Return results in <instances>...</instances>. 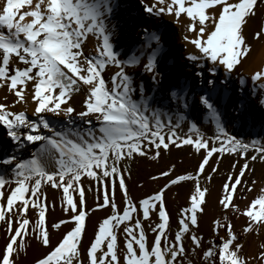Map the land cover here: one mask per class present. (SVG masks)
<instances>
[{
    "label": "snow or ice",
    "instance_id": "snow-or-ice-1",
    "mask_svg": "<svg viewBox=\"0 0 264 264\" xmlns=\"http://www.w3.org/2000/svg\"><path fill=\"white\" fill-rule=\"evenodd\" d=\"M141 3L150 16H167L183 30L185 43L195 50L188 60L211 63L212 78L204 80L206 87L198 99L187 81L173 84L163 96L159 85L164 78L160 71L164 49L159 33L145 30L139 54L121 59L114 44L118 0H0V90L7 93L0 102V126L16 152L34 148L28 158L16 152L0 158V165L7 166L0 172V232L4 234L0 264H22L33 243L46 249L33 264H264V239L256 254L245 253L247 237L259 239L264 234V186L251 200L245 195L261 183L252 178V164L264 163V140L239 139L227 126L243 119L250 104L243 95L242 77L235 93V116L225 119L234 94L228 79L252 58L254 44L248 29L264 10V0ZM92 38L96 44L89 53L86 46ZM251 38L264 41V19L258 20ZM142 60L146 62L140 76L148 75L152 88L128 71L141 67ZM199 67L196 75L203 78L204 65ZM109 68L116 71L106 79ZM221 68L225 79L218 81ZM250 79L252 91L258 88L264 93V64ZM77 94L83 95L79 111L73 104ZM8 95L14 98L11 102ZM165 99L167 112L153 106ZM173 101H179V112L203 111L215 134L206 135L196 121L182 133L186 116L174 113ZM29 103L34 105L35 119L27 107L12 110ZM258 103L264 108V95ZM184 146L197 154L203 151L195 173L176 174L172 164L150 177L154 182L166 179L158 191L134 199L127 183L132 179L131 162L137 157L157 161L162 152ZM225 154L238 156L243 163L237 160L232 165L222 185L217 203L223 215L213 220V238L206 245L198 230L210 189L202 179L212 181ZM214 156L216 167L205 174ZM182 182H191L193 189L173 232L165 194ZM49 187L62 192L61 207L67 214L51 225L47 213L55 205L47 201ZM93 191L96 206L88 209L87 196ZM238 199L247 201L243 208ZM105 209L110 214L85 245L90 212ZM228 213L246 218L240 232ZM69 223L73 226L53 243L52 232Z\"/></svg>",
    "mask_w": 264,
    "mask_h": 264
},
{
    "label": "rangeland",
    "instance_id": "rangeland-1",
    "mask_svg": "<svg viewBox=\"0 0 264 264\" xmlns=\"http://www.w3.org/2000/svg\"><path fill=\"white\" fill-rule=\"evenodd\" d=\"M145 2H151V0H145ZM119 8L116 12V20L119 22V31L118 34L114 37V44L115 50L121 52V59H126L128 56L132 55L133 52H137V49L141 46L144 42L147 33L155 32L158 27L157 22L155 23L152 21L150 24L146 23H134V20L130 19V15L132 16H139L136 12L138 8L141 6L143 8V4L141 0H118ZM155 18V16H151ZM164 16L161 17L163 19H168L172 22L173 27L175 28L176 25L173 23L171 18ZM264 19V10L260 16H258V20ZM258 20L253 21L251 26L248 29V36L249 41L254 44V52L252 54V58L247 60L243 67L239 69V72H234L231 77L232 85L230 90L234 93L231 97V101L226 106V116L225 119L232 120L235 116V112L233 111L235 100L237 99L236 90L238 88V81L242 77L246 84L244 86L243 95L248 98L250 104L247 107V110L244 114L243 119H238L234 123H228V131L236 135L239 139L250 141L253 138L262 139L264 140V129H262V125H264V111L254 103L255 100H259L261 95L260 90L257 88L255 91H252L253 84L250 79L251 74L262 64H264V41H252L251 33L255 28ZM147 24V25H146ZM157 24V25H156ZM147 30V33L145 32ZM181 31H183L181 29ZM183 33V32H182ZM161 35V44L164 49L162 60L160 63V71L163 73V81L159 85V88L163 91V96H167V89H169L173 84L176 83H183L187 81L186 78L183 76L185 74L182 72V68H180V62H178L179 52L174 51L171 53V57L168 58V53L171 51L172 41L169 33H160ZM184 35V33H183ZM96 44L95 38L90 39L86 46V51L92 53L94 51V46ZM189 48L190 54H192L195 50L191 45H187ZM137 54H139L137 52ZM145 60L141 61V67L136 69H128L130 72H134L136 74V80L139 82L141 79L144 80L147 87L152 88V84L150 81V77L148 75H144L143 77L140 76V73L143 70V63ZM206 64L209 62L205 61ZM253 66V67H252ZM116 71L115 68H109V70L105 73V78H110L111 74ZM179 72V73H178ZM206 72V70H205ZM183 73V74H182ZM187 87L192 90L191 83L187 81ZM7 95L6 92L0 90V102H4V96ZM200 95V92H199ZM157 97H161V93H157ZM14 98L11 95H8V102H11ZM82 100L83 95L77 94L73 100L74 106L77 110H82ZM179 101L172 102V108L174 113L182 114L186 116V120L183 124L181 129L182 133H187L188 125L192 121H198L197 123L201 127L202 131L208 135L212 136L215 134V127L210 121L205 120V113L201 111L199 114L192 113L188 110L183 112H179L177 110V105ZM168 101L162 100L161 103L153 105L154 107L161 108L162 111L167 112L168 109ZM30 106L32 108H30ZM27 107L28 114L32 119H35L31 116L32 109L34 105L29 103L27 106L25 105H17L13 111H20L24 110ZM31 111V112H30ZM201 115V116H199ZM202 117L206 122L201 123L199 118ZM201 119V118H200ZM1 139V137H0ZM33 146H29L22 152H16L14 146L11 148L8 147L6 149V154H11L16 152L17 156L20 158H28L31 151H33ZM5 154V155H6ZM218 155V154H216ZM203 151L197 154L191 146H184L180 149H176L175 147L171 148L170 152H162L161 157L157 161H152L146 158L137 157L136 160L131 162V175L132 179L129 180L128 187L130 190V194L134 197V199L139 200L144 198L145 196L152 194L159 190L166 183V179L162 178L159 181H152L150 177L152 175H157L162 170H166L172 164L176 165V174H186L188 172L195 173L196 169L198 168L199 163L202 160ZM2 154H0V158H2ZM240 160V163H243V160L238 156H229L225 154L219 163V171L213 175V179L210 183L203 181L209 189L210 194L207 197V204L205 206V213L200 218V226H199V234L203 235L205 238V244L207 245L208 240L213 238L212 235V227H213V220L216 218H220L223 213L221 207L218 205L217 201L221 196L222 192V185L225 182L227 175L232 171V165L237 161ZM252 166L255 168V173L252 178L257 179L261 183L257 185L254 189L253 193H245L248 200H251L250 197H254L261 186H264V163L259 161L253 162ZM7 166L0 165V168L5 169ZM216 167V156H214L209 161V165L205 167V174H209L212 172V168ZM239 167V165H237ZM2 170V169H1ZM88 182L85 181V184ZM142 185V187H141ZM193 189V184L191 182H182L179 185L171 187L165 194L166 197V204L167 209L171 215V229L175 232L178 228L177 220H178V213L181 208L187 206L190 193ZM47 192V201L49 205L54 204L55 207L50 208L49 212L47 213V223L51 225L53 222H58L61 219L67 218V214L63 211L61 207V199H62V192L52 189L46 188ZM75 195V194H74ZM117 202L122 206V197L119 193H117ZM241 208L245 206L247 201L245 200H237ZM96 206L95 200V191L91 192L87 196V208L93 209ZM110 214V211L105 210H97L94 212H90L87 220H86V234L84 238L85 245L94 238V234L97 230V226L99 222L102 221L107 215ZM231 213H228V215ZM34 217V213L32 214ZM233 216V215H232ZM155 219V217H153ZM243 226H245V220L243 217ZM73 225L69 223L66 226H62L61 231H53L52 232V241L56 243L62 236L63 232L69 230ZM242 226V227H243ZM147 227V222H146ZM242 227L236 229L237 232L242 230ZM3 232H1V242L4 244L3 239ZM149 238L151 239V233L149 232ZM262 239H264V234H262L261 238H256L254 236L247 237L245 243V253L249 255L256 254L257 246L261 243ZM122 243V241H121ZM2 247V246H1ZM253 251H250V250ZM46 249H43L33 243L32 247L28 251L27 257H22V264H31L34 259L40 256ZM251 252V253H250ZM199 260V258H197Z\"/></svg>",
    "mask_w": 264,
    "mask_h": 264
},
{
    "label": "bare ground",
    "instance_id": "bare-ground-1",
    "mask_svg": "<svg viewBox=\"0 0 264 264\" xmlns=\"http://www.w3.org/2000/svg\"><path fill=\"white\" fill-rule=\"evenodd\" d=\"M136 12L139 15L138 17L130 15V19L134 20L135 24L144 23L146 20H148V21H146V23L150 24L152 21H154L155 23L157 22V24H158V27L155 30V32H157L159 34L162 32L163 33H166V32L169 33V35L171 37V41H172V47H171V51L168 53V58L171 57V53H173L175 50L179 52L180 55L178 58V62H180V68H182V72L185 73V74H183V73L182 74L186 78V80L191 83V86H192L191 91L196 93V98L198 99L199 98V92L201 91L202 88L206 87V85L204 84V80L212 78L211 74L208 72V69L212 67L211 63L209 62L208 64H206L205 61L193 63L192 61L187 59V57L190 55V52H189V48L187 46L188 44H186L184 39H183V33H182L183 31H181V28L179 26H175V28H174L173 27L174 25H172V22L170 20L168 21V19H163L161 17H155V18L151 17L148 13H146L144 11V6H143V8L140 6ZM165 18H167V17H165ZM200 63H202L204 65V69H203L204 76H203V78L198 77L196 75V73L201 71V68L199 67ZM205 70H206V72H205ZM216 79L218 81H223L225 79V73H224V70L222 68L220 69V72L216 76ZM232 80H233L232 77H230L228 79V87H231ZM254 103L257 104V106H259L264 111V108H262L259 105L258 101L255 100V98H254ZM30 108H32V107L30 106ZM31 116H32V114H31ZM199 116H201V115H199ZM32 117H34V116H32ZM200 118H199V120L201 121V123L206 122L202 117H200ZM199 124H200V122H199ZM0 137H1V139H0V154H2V156H5L6 149L8 147L11 148L13 146V144H12V141L8 138L6 129L3 126H0ZM2 171H4V169L0 168V172H2ZM250 198L253 199L254 197H250ZM229 218L232 220V222L235 226V229H238V228L240 229L244 225L242 216L237 218L236 216H232V214H229ZM245 219L246 218H244V220ZM1 246H3V243L1 242V232H0V247ZM250 251H253V250L251 249ZM31 264H33V262Z\"/></svg>",
    "mask_w": 264,
    "mask_h": 264
}]
</instances>
